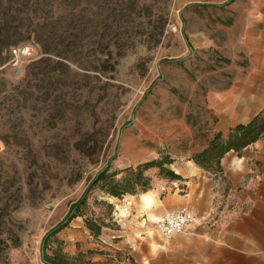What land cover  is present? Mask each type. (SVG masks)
I'll use <instances>...</instances> for the list:
<instances>
[{
    "label": "rangeland",
    "instance_id": "rangeland-1",
    "mask_svg": "<svg viewBox=\"0 0 264 264\" xmlns=\"http://www.w3.org/2000/svg\"><path fill=\"white\" fill-rule=\"evenodd\" d=\"M224 14L186 0H0V33L17 39L12 47L31 48L16 63L11 50L0 65V137L17 134L22 145L7 149L0 139V153L21 172L15 156L25 157L34 178L0 264H47L43 238L108 161L110 172L155 159L173 169L209 143L211 104L239 62L221 50ZM146 173L147 192L93 189L85 215L49 238L47 254L82 251L100 264H131L133 247L156 245L164 237L158 218L126 244L118 236L128 228L120 216L155 205L145 193L157 200L158 190L168 191L172 178L156 167ZM87 216L108 221L98 238Z\"/></svg>",
    "mask_w": 264,
    "mask_h": 264
},
{
    "label": "crops",
    "instance_id": "crops-1",
    "mask_svg": "<svg viewBox=\"0 0 264 264\" xmlns=\"http://www.w3.org/2000/svg\"><path fill=\"white\" fill-rule=\"evenodd\" d=\"M186 1L222 8L227 41L221 50L229 60L239 61L230 69L231 83L222 85L211 104L217 121L210 142L217 132L227 138L238 125L264 117V0ZM173 170L180 178L164 186V196L158 190L157 200L153 192L155 205L119 215L128 223L119 230L120 241L136 239L144 224L169 211L188 208L198 220L156 245L148 239L143 249L133 247L135 263L264 264V129L243 148L229 150L217 169H205L191 158Z\"/></svg>",
    "mask_w": 264,
    "mask_h": 264
},
{
    "label": "trees",
    "instance_id": "trees-1",
    "mask_svg": "<svg viewBox=\"0 0 264 264\" xmlns=\"http://www.w3.org/2000/svg\"><path fill=\"white\" fill-rule=\"evenodd\" d=\"M188 40V39H187ZM17 39L6 32L0 33V65L8 60V54L14 48L12 47ZM189 43V42H188ZM21 46V45H19ZM189 46L192 48L191 44ZM264 129V117H256L249 125H238L234 132L230 133L227 138L222 132H217L207 147L196 153L192 159L205 169H217L220 167L222 157L231 149H241L248 143L254 141ZM16 135L7 133L0 137L7 149L12 147H21V143ZM4 152V151H3ZM17 155V154H16ZM114 155L112 159H114ZM17 161H21L24 168L21 172L16 161L7 164V158L0 153V250L9 244L11 237H4L7 229L15 226L13 213L22 204L24 185L31 189L34 178L32 173L26 172L32 168L28 160L23 156H15ZM161 159H155L137 165H130L122 170L110 172L111 161H108L93 177L83 194L69 207L68 212L63 219L52 227L43 238L42 253L43 259L47 264H100L92 258H88L82 251L75 256H69L67 253L59 251L56 256L48 255L46 248L48 240L59 231L67 227L73 219L78 216L85 215L83 208L87 204V200L91 191L100 188L105 193L114 197H123L126 194H137L139 192H147L152 188L151 177L146 173L150 168H159L160 174L165 173L170 178H180L173 169L164 167ZM123 173L121 177L118 174ZM110 209L113 208L108 203ZM85 224L91 234L98 238L105 227L109 226L108 221L103 217H85ZM92 253V252H91ZM131 264H136L132 258Z\"/></svg>",
    "mask_w": 264,
    "mask_h": 264
},
{
    "label": "built area",
    "instance_id": "built-area-1",
    "mask_svg": "<svg viewBox=\"0 0 264 264\" xmlns=\"http://www.w3.org/2000/svg\"><path fill=\"white\" fill-rule=\"evenodd\" d=\"M31 48L26 45L12 49L13 62L19 61L20 57L31 55ZM198 220V215L188 208H181L166 212L156 220V224L164 237L181 233L191 227Z\"/></svg>",
    "mask_w": 264,
    "mask_h": 264
},
{
    "label": "bare ground",
    "instance_id": "bare-ground-1",
    "mask_svg": "<svg viewBox=\"0 0 264 264\" xmlns=\"http://www.w3.org/2000/svg\"><path fill=\"white\" fill-rule=\"evenodd\" d=\"M143 196H144V200H145V202H146L147 204L152 203L153 198H151V194L148 195L147 193H145Z\"/></svg>",
    "mask_w": 264,
    "mask_h": 264
}]
</instances>
